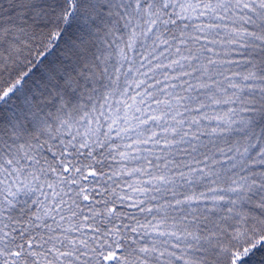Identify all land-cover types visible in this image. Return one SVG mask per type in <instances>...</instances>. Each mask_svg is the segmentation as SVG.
Wrapping results in <instances>:
<instances>
[{
    "label": "snow or ice",
    "instance_id": "snow-or-ice-1",
    "mask_svg": "<svg viewBox=\"0 0 264 264\" xmlns=\"http://www.w3.org/2000/svg\"><path fill=\"white\" fill-rule=\"evenodd\" d=\"M0 264H264V0H0Z\"/></svg>",
    "mask_w": 264,
    "mask_h": 264
}]
</instances>
